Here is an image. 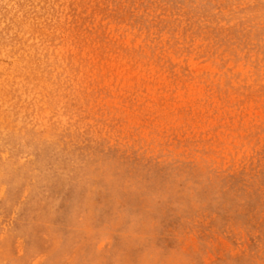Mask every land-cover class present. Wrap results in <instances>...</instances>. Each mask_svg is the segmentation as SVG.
Masks as SVG:
<instances>
[{
    "label": "rangeland",
    "instance_id": "rangeland-1",
    "mask_svg": "<svg viewBox=\"0 0 264 264\" xmlns=\"http://www.w3.org/2000/svg\"><path fill=\"white\" fill-rule=\"evenodd\" d=\"M0 264H264V0H0Z\"/></svg>",
    "mask_w": 264,
    "mask_h": 264
},
{
    "label": "bare ground",
    "instance_id": "bare-ground-1",
    "mask_svg": "<svg viewBox=\"0 0 264 264\" xmlns=\"http://www.w3.org/2000/svg\"><path fill=\"white\" fill-rule=\"evenodd\" d=\"M23 38V37H22ZM36 38V37H35ZM16 40H17V38H16ZM89 53V52H88ZM71 60V59H70Z\"/></svg>",
    "mask_w": 264,
    "mask_h": 264
}]
</instances>
